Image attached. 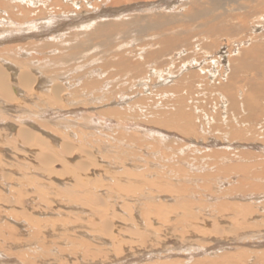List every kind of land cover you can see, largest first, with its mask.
Returning a JSON list of instances; mask_svg holds the SVG:
<instances>
[{
    "label": "bare ground",
    "instance_id": "obj_1",
    "mask_svg": "<svg viewBox=\"0 0 264 264\" xmlns=\"http://www.w3.org/2000/svg\"><path fill=\"white\" fill-rule=\"evenodd\" d=\"M41 1L40 0H0V38L1 39L3 38V40H0V45H2V43L4 41H10V42H8L7 45L0 46V105H3V106L5 105L4 107L0 106V107H2L0 109V125H1V127H0V151L4 150L5 152H7V154L5 153V155H8L9 158H13L14 160H17L18 162H21V163L25 162V164H26L25 166H22V164H21L20 167L17 166V168L14 169L15 173L19 174L18 175L19 177H16V179L14 178V180H15V181L13 180L14 182H10V180L13 179V177L9 174V172L7 170H6L7 172L4 170L5 169V167H4L5 163L0 164V178L3 179L4 181H7V183H3V184H2V182L0 183V202L3 204V208H4V205L8 206V208L11 207V209H9V210H8V208L6 210L4 209V211H6V213L9 212V214H12V215L15 214L16 216L18 215L19 217L20 216L24 217V220H23L24 224L23 225L18 224V225H20V228L22 229V231H26V234H23V235H28L27 238H25L23 236L20 237V231L17 228H15V226L10 225L8 223V221L5 220V218L4 219L0 218V238H1L0 243L2 244V249L5 252L6 256L9 257L11 260H16V262H19L18 264H65V263L68 264L70 262H71L70 264H118V263L121 264V262H122V264H223L225 262H229V263L234 262L235 264L236 263L240 264L243 260L245 262V258L247 257L248 253H247V251H243V250H239L235 254L234 253L233 254L226 253V252L222 253V254L220 253V254H218L217 258H212V259H208V260L204 259V258H198V259H194V260L190 261L189 259L185 258V260L182 261L183 259L179 260L177 258L164 259L163 258L164 255L162 253L163 252L167 253L168 249H166V250L159 249L158 250V249H153L151 247L148 248V246L144 245L146 242L145 237L150 234L148 231L150 228H152V224H153L152 222L155 219L158 221H161L162 223H160V224L166 225L165 223L170 224L169 222H170L172 216L174 215V217H178L177 219L180 220V223L182 224V227L184 228L183 230H186L189 227V228H192V230L193 229L196 230L197 231L196 233H198L200 231H204V230H200L197 227V225H194V224H196V221H197L196 217H199V214H197V212L200 211V209H202V208L204 209V207L201 204H199L197 206V208H194L193 202L189 201L188 198L183 196V195L186 196L185 193L187 192L185 185L184 184L182 185L181 183H180L181 185H177L178 183L176 181L175 182L177 184L173 183V182H169V181H164L162 179V177L166 176V175L161 176L160 174H158L159 171L156 173L157 179L154 181V179L152 177L150 178V177H144L143 176L144 175L143 169L138 168L141 172V174L139 176L142 175V177L136 179V177H133V175H137L136 173H138V172H136V173L131 172L132 168L130 170L127 169L129 166L128 167L125 166V168H123V169H121V167H119V169H117V171H114V170H113V172L108 171V173L106 171L107 174H104V175L106 176L109 174L110 175L109 180L111 182H109V185H106V183L104 182V184L106 186L103 185L102 180L99 178L100 173L98 172L97 169H98V166L99 167L101 166V163H99V161H100V159H102L101 158L102 156H100V155L101 154H108L109 152L108 153L102 152V153H100L99 156L97 154V156L100 158H98V159L95 158L94 153H92V151H90L88 149L89 147H86V145H85L86 142L88 141L87 140L88 138L92 139V138H90V134H88L87 136H85V135L83 136L82 134L84 132H82V134H81L82 130L81 131L78 130V131H80V133L76 132V129H80V128H79L77 120H75L74 117H72V116H75V113L77 112L76 109H78V107H80V106H86L87 105L86 107H89L88 104H94L95 107L101 106L105 103V101L107 102L108 100H110V98L115 99L116 95L118 96V98L120 97L121 99H124L125 95L123 96L120 93H118V94L116 93L118 87L121 85L120 83L121 82L123 83V81H121L122 77H123V80H126L125 78L127 77V74H131L129 70L135 69L138 66L142 67V65H140L139 62L141 60H143V55L142 54H136L134 56L133 53H130L132 55L128 54V56L120 55L121 53L119 54V51H122L121 50L122 46H118L119 45L118 44V45H114L111 47V45H109L107 43V41H105L107 36H109V34L112 31L117 30L116 28L119 24L112 25L111 23L107 22L105 24L95 25L94 24L95 20L86 21L87 19L86 20L83 19V20H85V22L83 21V23L77 24L75 22L76 20H78V19L80 20L82 17L86 18L88 16H85V15L77 16V14H82L83 11H81V9H78V7H80V6H78L80 3L78 4L76 2V0H41ZM113 1H115V0H113ZM120 1L121 0H119V2ZM39 2L41 4L38 5ZM89 2H91V1H89ZM101 2H102V0H101ZM119 2H117V4ZM129 2H130V0H129ZM195 3H196V1H193V4H195ZM114 4L116 6V3H114ZM89 5H90V3H89ZM39 7H41V8H39ZM71 7L73 8V10H71L72 9ZM99 10H102V9H99ZM84 12H86V11H84ZM46 13H48V16L50 13H56L57 15L54 14L56 16L61 15L63 17H69V16L70 17H73V16L77 17V18H71V21L75 22L78 26L77 27L75 26L76 28H74L75 29L74 33H67L65 30L64 31L66 33H64L63 30H60L61 32H59L57 30V31H54V33H51L50 35H48L52 31V29H50V30L47 29L48 31L46 30V33H48L47 34L48 36L46 35L45 38L41 37L42 39L37 38L38 40L36 39L34 41L32 39H28V37H27V39L23 40L24 37L28 36L29 34H25V35H23V34L17 35L16 34V32L19 33V32H22L24 30L28 31L29 27H31L33 29L34 28L39 29V27H40V25H42V23L36 24L37 21L35 22V19H33V18L36 16H39V15H44ZM70 14L73 16H71ZM88 15H89V13H88ZM99 15H101V14H99ZM31 19L34 20L31 22V24L34 22L36 24L35 26H33L34 23H33V25H30V23L25 24L26 22H30ZM41 19L42 18H40V20ZM51 19L49 17V20H51ZM40 20H39V22H40ZM56 20H58V19H56ZM45 21H46V19H44V22ZM46 22L48 23V20ZM46 22H45L44 26L48 27L50 25V22H49V25ZM121 24L122 23H120V25ZM52 25H54V24H52ZM72 25H74V24H72ZM160 25H161V23H160ZM94 27H95V29H94ZM25 28H27V29H25ZM67 28L71 29V27H67ZM93 29H94V31H91ZM30 30H32V29H29V31ZM13 32H15V33H13ZM78 32H81V34L79 35ZM43 34H45V33H43ZM36 35H38V34H36ZM36 35H34V37ZM39 35H41V33H39ZM83 35H85V36H83ZM99 35L100 36L102 35L103 39L101 38V40H98V41H91V40L95 39L94 36L99 37ZM7 36H9V37H7ZM31 36H33V35L31 34ZM4 37H7V38L5 39ZM9 38H11V39H9ZM17 39H20V42L19 41L13 42V40L16 41ZM171 40L172 39H170L169 37L165 41L162 40L163 42H161V47L156 49V52L152 53V51H151L152 54L148 53L147 54L148 57L147 56L146 57L149 58V57H153L154 55L158 57V55L161 53L162 46H163L164 42L167 44V46H166L167 49L168 50L171 49L170 46H172L173 43H175L174 41L172 42ZM177 40H179V39H177ZM180 40H181V38H180ZM254 41L252 43H255ZM256 42H257V40H256ZM258 42H261V41L258 40ZM101 45L106 48L103 51L100 49L103 54L106 50H107V53H109L110 50H111V52L115 50L114 53L109 54L110 56L108 58H106L105 62L108 63V62L113 61L114 64L117 65V68L119 67L118 69L121 68L124 70H128V73L126 71L125 73L122 72L123 74H118V75L116 74V75L112 76L111 74L114 71H110L111 68L109 69V71H106L105 69H101L104 66L103 67L100 66L101 68L99 69V71L92 72V70H89L90 68L87 66H86L87 68L84 70L85 64L82 65L84 67V68L82 67L83 71L80 70L81 72H79V70H78V72L75 75L72 73L74 76V77H72L73 79H68V80L64 81L65 71H61V72L58 71L59 73H55V71H56L55 67L59 66V65L61 67V65H62L61 61L65 62V64H66V60H69L73 57H74V59L76 57H79L82 52L89 50L88 47H90V46L95 47L96 46V47L101 48L100 47ZM181 49L182 48H180V50ZM46 52H49V53L46 54ZM117 52H118V54H117ZM178 52H180V51L178 50ZM182 52H183V50H182ZM164 53H165V51H164ZM129 55L131 56V58ZM94 56H95V54H94ZM101 56H103V55H101ZM146 57H144V58H146ZM229 58L231 59V56ZM81 59H83V57ZM101 60H102V57H101ZM229 63H230L229 64L230 68L232 67V69H233L232 73L228 76V81L229 80L230 81L229 82L227 81L228 82L227 85H223L222 83L221 84L224 87V89H226V91L228 92L227 93L228 95H226V98L228 96L227 99H228V103H229V109L232 110L234 112V114L240 115V117H237L238 121L237 122L232 121V123H235V124H239V122L245 123V121L248 119L256 120L255 121L256 123L254 125H248L246 127V129H248V131L246 133H244V132L240 133L241 132L240 131V132H236V134L234 136H236L237 134L239 136L244 135V139L249 140V138L252 139L256 136L255 131L258 130L256 127L259 128L257 133H262L264 131V125L258 123L260 121L261 117L264 118V114H263L264 108H262L259 104V99H260L259 94L264 92L263 91V89H264V43L263 44L257 43L255 45L249 46V48H247V49L245 48V49L240 50L239 53L236 55V58L234 60H232V62L230 61ZM81 64L79 63L80 67H81ZM87 64H88V62H87ZM79 65H76L75 69L76 68L81 69L79 67ZM63 66H64V64H63ZM148 66H150V65H148ZM148 68H150V67H148ZM75 69H72V72ZM139 69H141V68H139ZM248 69H250V70H248ZM244 70H247V71H244ZM69 71H70V69H69ZM69 71H67V72H69ZM142 71L143 70H140L138 72H142ZM234 71H237V73L239 72V74L236 75ZM255 72L261 73L260 76L262 78L254 77ZM247 74L250 76L252 75V77H254L253 81L256 80L254 82L255 84L249 85L251 83L250 80H252V79H249V76H247ZM131 75H134V74H131ZM131 75H129V77H131ZM141 75H143V74H141ZM129 77H127V78H129ZM131 78H134V77H131ZM180 78L177 80V82H173L174 86H172L171 88L168 87V89H167L168 94L166 96L164 95L165 97H163V98L161 97L162 93L165 92L164 88L162 89V90H164V92H162V93L158 92V95L161 94L159 96V98L161 97L160 101L162 99L161 102L155 101V103H152V105H151V97H147V100L149 101V103L151 105L149 108L150 114H148V117H150V118H148V119H149V122H151V123H154V124L159 125V126L162 125V126H164V128H167V129H175V130H178L179 132L185 134V133L191 131L190 127L192 125H190V121H191L192 117H190L191 115L184 110L185 107L184 108L178 107V106H181L180 104L177 107H175V106L171 107L170 106L171 104L169 103L170 101L168 102V100H170V99L167 97L168 95L171 96L169 94L171 92L176 93V91L180 88V87L178 88L177 86H180L182 84L184 85L185 84L184 81L187 82V80H184V81L182 80V78H185L184 75L181 76ZM119 79L121 82L117 81ZM137 80H139V78ZM151 82H149V83H151ZM259 82H261V84ZM132 83H131V85H132ZM257 83L259 84V86L261 88L256 87ZM129 84H130V82L128 83V85ZM232 85H233V88H231ZM187 87H190V85H187ZM220 87H221V85H220ZM125 88H126V86H125ZM235 88H236V91L234 90ZM181 89H182V87H181ZM147 90H148V88H147ZM237 91L243 92V95H242L243 97L241 96L242 100L240 102L237 101V96H236ZM221 92H222V90H221ZM206 93H207V91H206ZM113 94H115V95H113ZM154 95L157 96V94H154ZM179 96H180V94H179ZM220 97H222V96H220ZM156 98H158V97H156ZM181 98L182 97H180V99ZM153 99L154 98L152 96V100ZM172 99L173 98H171V100ZM116 101H118V100H116ZM141 101H142V98H141ZM184 101H185V99H184ZM114 102H115V100H114ZM115 103H117V102H115ZM119 104H121V102ZM137 104L138 103H136V105ZM143 104H145V100H144ZM187 104H188V102H187ZM117 105H118V103H117ZM130 107L132 108V105ZM144 107H145V105H144ZM144 107L138 106V108H140V110H136V111H143V113L144 112L147 113V111H148L147 109L149 106L146 107L147 109H144ZM108 108L103 107L102 109L98 110L96 113L94 112L95 110H93V112H92V111H89V109H88V111H86V113H88L91 117H93V116L96 117V116H99V114H102L104 116H113V117L115 116V118H119V119L121 118L122 115L119 113L121 111L116 110L115 109L116 107L113 109L112 108L108 109ZM121 108H122V106H121ZM125 108H124V110H125ZM170 108H173V110H171ZM132 110H133V108H132ZM243 110L246 111V115H244V117H243V114H244ZM7 111H10V112L12 111L14 114L17 113V115L16 114L15 115H13V114L7 115V114H9V113H7ZM48 112H51L53 114L50 113L51 116H48V117H50V119L46 120L45 117H46ZM126 112H127V109H126ZM141 113L142 112H140L139 115ZM82 114H85V113H82ZM131 114H132V112H131ZM53 115H55V116H53ZM69 115H72V116H69ZM137 115L138 114H136V117H137ZM146 115L147 114H145V116ZM103 118H105V117H103ZM103 118H101V119H103ZM115 118H113V120ZM61 119L62 120L66 119V122H68L66 124L65 128L63 127L62 123L58 122V120L60 121ZM144 119L146 120V118H144ZM213 119L210 121L212 122ZM4 120L5 121L9 120V121L5 122ZM69 120H74V123L69 122ZM116 120H118V119H115V121ZM123 120H125L124 117H123ZM134 120H136V118ZM137 120H139V119H137ZM149 122H148V124H149ZM218 122L219 121L217 119L216 124H219ZM228 122H229L228 119L225 120V122H223V125L230 126V124H227ZM86 123L87 122L83 121L82 125H80V126L85 127ZM117 123H119V122H117ZM221 123H222V121H221ZM91 124H93V122H91ZM122 124H123V122H122ZM149 125H151V124H149ZM132 126H133V124H132ZM118 127H120V125H118ZM121 127H123V125H121ZM211 127L216 128L217 125L209 126V128H211ZM93 128L94 127H92L91 129H93ZM127 128L129 129L128 126H127ZM127 128L126 129L124 128V130L127 131ZM102 129H103V127H102ZM151 129H150V131H151ZM88 130H90V129H88ZM147 131H148V128H147ZM153 131H151V132H153ZM250 132H254V133H252V135H251ZM125 134H127V133L125 132ZM129 135L130 134H128V137H127V139L129 141L130 140L133 141L138 137V135H137V137H135L136 136L135 135V136H133V137H135V139H133L132 136L129 137ZM131 135H133V134H131ZM104 136H105V133H104ZM187 136L190 137L191 135H187ZM141 137L139 139H141ZM200 137H201V135H200ZM260 137L263 138V142H264V134L260 135ZM93 138H94L93 140H95L97 137L95 138V136H94ZM158 138L159 137H157V139ZM161 138H162V136H161ZM163 138H164V136H163ZM103 139H105V138H103ZM240 139H243V137L242 138L240 137ZM93 140H91V141H93ZM108 140L109 139L107 138V142H108ZM145 140H146V138H145ZM114 141L117 142L116 140H114ZM137 141H138V138H137ZM142 141H143V138H142ZM134 143H137L136 140L134 141ZM101 144H102V142H101ZM168 144H170V143H168ZM5 145L9 146L8 149L4 148ZM96 145H97V143H96ZM102 145H104V144H102ZM123 145H124V143H123ZM146 145H147V143H146ZM105 146H106V144H105ZM129 146H131V145H129ZM134 146H136V145L134 144ZM113 147H114V145H113ZM156 148L159 149L158 147H156ZM157 149H154V150H157ZM120 150H121V148H120ZM120 150H119V152H120ZM131 150H133V149H131ZM4 151H3V153H4ZM99 152H97V153H99ZM207 152H205V153H207ZM169 153H170V151H169ZM197 153H198V151H197ZM228 153H230V151L227 148L226 152L220 153L221 155L217 154L219 157V159H217L218 163L219 162L221 163L223 160V158H221V157H223V155H228ZM118 154H120V153H118ZM129 154H131V153H129ZM150 154H151V152H150ZM180 154H182V153H180ZM209 154H211V153H209ZM248 154L249 153H247V151L240 152L238 156L237 155L233 156V154L230 153L231 156L229 155V156H227L228 158H225V160H228L229 163L228 164H220L219 163L220 164L218 166L219 170H218V168H217V170L222 171L224 169L225 172L230 173V172L235 171V172L241 173V174L243 172H247L249 165L244 163V161L230 162V160H232L233 158H235V159L242 158V160H243V159L247 158ZM82 155L85 156L84 159L81 158L78 160V157H81ZM111 155H112V157L114 156L112 153H111ZM132 155H135V154H132ZM161 155H163V154H161ZM177 155H176V158H173V160L178 159L179 162H181L183 159H186V156H177ZM255 155L257 156V154H255ZM258 156H260V155H258ZM148 157H151V156H148ZM157 157H159V155ZM162 157H164V156H162ZM172 157H174V156H172ZM251 157H253V156L251 155ZM107 158L108 157H106V160H107ZM140 158H138V156H137V158H135V159L136 160L138 159V161H140V160H142ZM168 158H167V161L169 160ZM13 159H12V162L10 161L12 164L14 163ZM119 159L120 160L118 163L120 164V166L123 167V164H125V165L127 164L125 162L124 158L120 157ZM135 159H133V162L135 161ZM187 159H188V156H187ZM7 160H9V159H7ZM29 160L31 161V163H28ZM102 160H103V162L105 161V159H102ZM154 160H156V159H154ZM178 160H176V161H178ZM1 161L2 160L0 159V162ZM2 162H4V160ZM6 162H8V161H6ZM130 162L132 163V161H130ZM112 163H114V162H112ZM156 163H158V161ZM156 163H154V164H156ZM172 163H173V161H172ZM259 163L262 164L263 162H259ZM145 164H146V162H145ZM178 164L179 163H177V162L174 163L175 166H177ZM114 166H116V165L114 164ZM150 166H152V165L150 164ZM153 167H155V166H153ZM177 167H175V168H177ZM116 168H115V170H116ZM163 168H164V166H163ZM173 168H171V169H173ZM101 169H102V167H101ZM154 169L156 170V168H154ZM154 169L153 170L150 169V170L154 171ZM166 169H170V167L166 168ZM108 170H109V168H108ZM162 171H164V170H162ZM261 172L264 173V169H262ZM145 173H146V171H145ZM176 174H177V171H176ZM208 174H210V173H208ZM185 175H186V172H185ZM257 175H259V174H257ZM168 176L166 178H170L173 175H170L169 177ZM181 176H182V174H181ZM197 176H199V173ZM261 177H262V175H261ZM188 178H190V177H188ZM177 179H178V177H177ZM178 180H180V179H178ZM242 182H244V180L241 181V183ZM205 183L207 184V182H205ZM242 184L244 185V183H242ZM254 185H256V184H254ZM239 186L240 185H235L234 187L232 186V188H231L232 191H235V192L239 191L238 189H240V187H241V186L240 187ZM144 189H147L148 193L146 190V193L142 194V192H143L142 190H144ZM208 189H210V188H208ZM208 189H207V191H208ZM245 189H248V188L245 187ZM111 191L114 193L113 194L109 193ZM192 191H194V189ZM212 192H213V190H212ZM229 193H231V192L229 191ZM171 194L173 195V198H175L177 195L179 197L177 196V198L172 199L169 196ZM175 194H177V195H175ZM121 195H125V196L126 195H137V196H139L137 198V200H138L137 204H136V200H135V205L131 206L129 204H125V208L127 210L126 209L125 210L123 209V210L126 212H129L128 210L131 211L133 208H135L137 211H139V213H140V218H139L140 220L139 221H142V222H139L137 224L134 221V218H133L134 216H130L132 213H130L129 217L124 216V214H122L120 211L119 212L117 211L118 208L115 206L116 205L115 202L113 201V203H112L111 200L109 201V199H113L116 201H118V200L123 201V198H122L123 196H121ZM166 197H168V199H166ZM132 198H134V197H132ZM27 199H29L31 201V204H32V201H33V204L34 203L39 204V205H37V208H39V209L45 208L46 212H47V210L51 211L50 214H53L55 211H57V212L55 213L54 216H50V217H45L46 215L45 216L43 215L44 217L33 216L32 215L33 214L32 213L33 208H31L30 206L27 208H24L25 204L30 202V201H27ZM131 201H130V203H131ZM166 201H169L168 202L169 204ZM171 201H172V203H170ZM124 202L127 203L126 201H124ZM124 202H122V203H124ZM61 203L65 204V205H69V207L70 206L72 207L71 209H64V213L67 212L69 215V216L65 215L64 218H63V216H61V214L57 215L59 213L58 211H60V210L58 207H56V205H60ZM230 203H232V202H230ZM119 204H121V203H119ZM214 205L216 206V211H218V212H221V211L232 212L231 210H234V211H236V213H241L242 215L245 216L246 213L248 214V212L250 213L252 211V209L249 210V208H251V207H248V206H241V207L236 206L237 203L235 205V203L229 204L227 202L224 203V202L220 201ZM245 205H248V204H245ZM16 208H18V209H16ZM76 208L80 209L79 212H80V214H83V215H76V214L72 215L71 213H74ZM25 209L28 211H32V212H27ZM2 210H0V211H2ZM36 215H38V214H36ZM247 216H245V217H247ZM10 217H12V216H10ZM69 217H71L73 219H70ZM15 218H14V220H15ZM81 218H85L86 222L81 223V220L79 221V219H81ZM64 219L66 220L65 222L61 221ZM174 219H176V218H174ZM194 220H196V221H194ZM187 221H189V223H187ZM155 222H157V221H155ZM68 223H69V225L75 224L74 226L71 225L72 227H77V228L82 227L81 231L75 233L74 230L77 231L76 228H71V229H73L71 231V229H69L68 227H64ZM120 223H122L124 225H122ZM125 225H127L128 227H126ZM138 225H139V227H138ZM156 225H158V224H156ZM177 225L178 224H176V226ZM57 226L60 227V229L61 228L64 229L65 231L64 232L59 231L60 232L59 233ZM167 226H169V225H167ZM208 226H209V229H208L209 231H212L214 233L219 232V227L216 223H211V224L208 223ZM154 227H157V226H154ZM246 227H247V225H246ZM165 228H166V226H165ZM141 229L143 230V232L141 231ZM183 230H182V232H183ZM123 231L124 232L128 231V233H130V235H137L138 234L140 236L139 243L141 240V242L144 244L140 245L139 247L132 246L134 243L131 245V243H129L126 239H122L121 237H119V234L116 233V232L122 233ZM155 231H154V233H155ZM180 231H181V229H180ZM186 232H187V230H186ZM152 233H153V231H152ZM217 234H219V233H217ZM153 235H152L151 239H153L155 237V235H154V237H153ZM92 236H95L94 238H96V240L98 239V241H100L101 244H107L110 247H103V246L93 244L91 242V240H93V238L92 239L90 238ZM134 237H136V236H134ZM132 239H133V237H132ZM60 243L62 246L65 245L66 248H69V249L64 250L65 248L59 247ZM127 243H128V245L124 246V244H127ZM3 245H8V247L5 246V248H4ZM0 248H1V246H0ZM12 249H14V250L11 251ZM4 252H3V254H4ZM254 258L256 261L264 260V252L256 254L254 256ZM72 259L74 261H71ZM141 259H144V261L138 262Z\"/></svg>",
    "mask_w": 264,
    "mask_h": 264
},
{
    "label": "rangeland",
    "instance_id": "obj_2",
    "mask_svg": "<svg viewBox=\"0 0 264 264\" xmlns=\"http://www.w3.org/2000/svg\"><path fill=\"white\" fill-rule=\"evenodd\" d=\"M89 1H91V2H89ZM125 1L126 0H121L120 1L121 3H120L119 0H115V1H113V0H102V2H101V0H98V1L97 0H85V1L84 0H81V1L76 0V2L78 4L80 3L78 5V6H80V7H78V9H81V11H83L82 14H77V16H83V15L88 16L86 18L82 17L80 20L75 19L76 20L75 22L77 24L83 23V21L85 22L86 19H87L86 21L95 20L94 21L95 25L105 24L107 22L111 23L112 25L119 24L116 28L117 30L112 31L110 33L111 35L109 34V36H107L105 41H107V43L109 45H111V47L114 45H118V44H119L118 46H122V49H121L122 51H119V54L121 53L120 55L128 56V54L133 53V55L135 56L136 54H142L143 60H141L142 62L141 61L139 62L140 65H142V67L137 65L138 66V67H136L137 69L135 68V69L129 70L130 73L134 74V75L127 74V77H129V75H131V77H134V78H131V77L127 78L126 77L125 78L126 80H123V77H122L121 81H123L124 84L120 81L121 78L119 80H117V81L121 82L120 83L121 85L118 87L116 93L117 94L120 93L123 96L125 95L124 99H121L120 97H119L120 98L119 99L118 96L116 95L115 99L110 98V100H108L107 102L105 101V103L101 106L95 107L94 104H88L89 107H86L87 105L86 106H80V107H78V109H76L77 112L75 113V116H72V115H69V116L74 117V119L77 120V122H78L80 129H76V132L80 133V131L82 130L81 134H82V132H84L82 134L83 136L84 135L87 136L88 134H90V138H92V139L86 138L88 141L86 142L85 145H86V147H89L88 149L90 151H92V153H94L95 158H97V159L100 158L98 156L102 152L103 153H108V152L110 153V154L108 153V154H101L100 155V156H102L101 157L102 159H105V161H104L105 163L103 162L102 159H100L101 162L99 161V163H101V166L100 167L98 166V169L96 168L98 170V172L100 173L99 178L102 180L103 185H105L104 182L106 183V185H109V182H111L109 180L110 175L108 174L105 176L104 174H107L108 171H111V172H113V170L117 171V169H119V167H121V169H123V168H125V166L126 167L129 166L127 168L128 170H130L132 168L131 172H134V173L138 172V173H136L137 175H133V177H136V179L142 177V175L139 176L141 174V172L138 168L143 169V171H144L143 176L144 177H150V178L152 177L154 179V181L157 179L156 173L159 171L158 174H160L161 176L166 175V176L162 177V179L164 181H169V182H173V183L177 182L178 183V184L176 183L177 185H181V184L185 185L187 192L185 193L186 196L185 195H183V196L188 198L189 201L193 202L194 208H197V206L199 204H201L204 207V209L202 208V209H200V211L197 212V214H199L200 218L196 217L197 221L194 220V221H196V224H194V225H197V227L200 230H204V231H200V232L196 233L197 232L196 230H194V229L192 230V228L188 227L189 229L188 228L186 229L188 232L187 233L186 230H183L184 228L182 227L180 220L177 219L178 217H174V215H173L170 222H169L170 224L165 223L166 225H162V224H160L162 222L158 221L156 219L152 222L153 223L152 224L153 229L152 228L149 229L148 232L150 234L145 237L146 238L145 244L142 243L141 240L139 243L140 236L138 234L137 235H130V233H128V231H125V232L123 231L122 233H118V232H116V233L119 234V237H121L122 239H126L129 243H131V245L134 243L132 246H135V247H139L140 245L144 244L145 246H148V248L151 247L153 249H158V250L159 249H164V250L168 249L167 253H165V252L162 253L164 255L163 256L164 259L177 258L179 260L183 259L182 261H184L185 258H187L190 261H192L194 259L204 258V259L208 260V259H212V258H217L218 254H220V253L222 254V253L226 252V253H231V254L234 253L235 254L237 251L243 250V251H247L248 254H247V257L245 258V262L243 260L240 264H264V260L256 261L254 258V256L256 254L264 252V173L261 172L262 169H264L263 168L264 167L263 166L264 165V142H263V138L260 137V135L264 134L263 133L264 131L262 133H257L259 128L256 127L258 129L255 131L256 136L252 139L249 138V140L244 139V135L239 136L237 134L236 136H234L236 134V132L241 131L240 133H242V132L246 133L248 131V129H246V127L248 125H254L256 123L255 122L256 120L248 119L245 121V123L239 122L240 125L232 123V121L237 122L238 121L237 117H240V115L234 114V112L229 109V103H228V99H227L228 96L226 98V95H228L227 94L228 92L222 86V84L227 85V83L230 81V80L228 81V76L232 73L233 69H232V67L230 68L229 62L230 61L232 62V60H234L236 58V55L239 53V51L242 49H245V48L247 49V48H249V46L255 45L257 43H262V44L264 43V0H130V2H129V0H127L126 2ZM193 1H196V3L193 4ZM117 2H119V3L117 4ZM89 3H90V5H89ZM114 3H116V6ZM39 4H41V3L39 2L38 5ZM39 8H41V7H39ZM99 9H102V10H99ZM71 10H73V8ZM84 11H86V12H84ZM88 13H89V15H88ZM54 14H56V13H50L49 16H48V13H46L44 15H39V16L34 17L33 19H35V22L37 21L36 24L42 23V25H40L39 29L38 28L33 29V28L29 27V29H32V30L29 31V29H28V31L24 30V31L19 32V33H17L16 31L15 32L17 35L29 34L30 36L29 35L25 36L23 40L27 39V37H28V39H32L33 41L36 40L37 38L38 39H42L41 37L45 38L46 35L48 34V33H46L47 29H49V30L52 29V31H53V32L51 31L48 35H50L51 33H54V31H57V30L59 32H61L60 30H63V31L65 30L67 33H74V30H75L74 28H76L78 25L75 22H72L71 18H77V17H74L71 14L70 15L73 17H70V16L69 17H63L61 15H59L60 16L59 17V16H56L57 14L56 15H54ZM99 14H101V15H99ZM49 17H50V19L52 17L53 18L51 20H49ZM40 18H42V19L40 20ZM44 19H46V21L48 20V23L46 21L45 22L48 25L50 22L51 26L49 25L48 27H45L44 26V24H45ZM56 19H58V20H56ZM83 19H85V20H83ZM39 20H40V22H39ZM32 21H34V20L31 19L30 22H26L25 24L30 23V25H33L34 22L31 24ZM120 23H122L123 25L122 24L120 25ZM160 23H161V25H160ZM36 24L34 23L33 26H35ZM52 24H54V25H52ZM72 24H74V25H72ZM67 27H71V29H69ZM25 29H27V28H25ZM94 29H95V27H94ZM94 29L91 31H94ZM65 31H64V33H66ZM15 32H13V33H15ZM39 33H41L42 36L39 35ZM43 33H45V34H43ZM31 34L33 36H31ZM36 34H38V35H36ZM78 34L80 35L81 32H78ZM34 35H36V36L34 37ZM9 36H7V37H9ZM83 36H85V35H83ZM7 37H4V38L6 39ZM168 37L170 39H172L171 40L172 42L173 41L175 42V43H173L172 46H170V48L172 50L171 49L168 50L166 47L167 44L164 42L163 43L164 47L162 46V50H161L162 54L160 53L158 55L159 58L155 55H154L155 57L153 56L154 58L153 57L147 58L148 57L147 54L151 53V51H152V53L156 52V49L161 47V42H163L162 40L165 41ZM179 37L181 38L182 41L180 40ZM94 38L95 39H93L91 41L101 40L102 35L101 36L99 35V37L94 36ZM9 39H11V38H9ZM177 39H179L180 41ZM0 40H3V38L2 39L0 38ZM252 40L253 41L255 40L254 41L255 43H252L253 42ZM256 40H257V42H256ZM258 40L261 42H258ZM18 41L20 42V39H17L16 41L13 40V42H18ZM8 42H10V41H4L2 43V45H0V46H5L8 44ZM100 47L101 48L96 47V46L95 47L94 46L88 47L89 50L82 52L79 57H76L75 59L73 57L69 60H66L67 65L65 64V62L61 61V63H62L61 67L63 66V64H64V66L62 68L60 67V65L56 66L55 67L56 71L54 70L55 73L65 71L64 81L68 80V79H73L72 78V77H74L73 74L75 75L78 72V70H79V72H81L80 70H82L84 68L82 66L84 64H85L84 70L87 67H89L90 69L89 68L88 69L92 70V72L99 71V69L104 66L101 69H105L106 71H109V69L111 68L110 71H114L111 74L112 76L116 75V74L117 75L123 74L126 71L128 73V70H124L121 68H120L121 70L118 69L119 67L117 68V65H115L113 61L108 62V63L105 62L106 58H108L110 56L109 54L114 53L115 50L112 52L110 50L109 53H107V50H106L105 51L106 53L104 52V54H103L102 51L106 48L103 47L102 45ZM180 48H182V49L180 50ZM178 50L180 52H178ZM182 50H183V52H182ZM164 51H165V53H164ZM125 52L126 53L128 52V53L126 54ZM47 53H49V52H46V54ZM93 53L95 54V56ZM117 54H118V52H117ZM101 55H103V56H101ZM130 55H132V54H130ZM230 56H231V59L229 58ZM82 57H83V59H81ZM101 57H102V60H101ZM144 57H146V58H144ZM130 58H131V56H130ZM86 61L88 62V64ZM79 63L80 64L82 63L81 67H80ZM76 65H79V67L81 69H78V68L75 69ZM148 65H150V66H148ZM148 67H150V68H148ZM139 68H141V69H139ZM69 69H70V71H69ZM72 69H75V70H73V72H72ZM66 70L69 72H67ZM140 70H143V71L138 72ZM248 70H250V69H248ZM244 71H247V70H244ZM234 72L236 75L239 74V72L237 73V71H234ZM141 74H143V75H141ZM260 74L261 73L255 72L254 77L262 78L260 76ZM183 75L185 78H182V80L183 81L187 80L188 83L186 81H184L185 82L184 85L182 84L180 86H177L178 88L179 87L180 88L176 91V93L175 92H171L172 94L169 93L172 97L169 95L167 97L170 99V100H168V102L170 101L169 103L171 104L170 105L171 107H174V106L177 107L180 104L181 106H178V107H183V108L185 107L184 110L191 115L190 117H192V118L190 121V125H192V126L190 127L191 131L187 132L188 134L187 133H185V134L181 133L175 129L164 128V126H162V125L159 126V125H156L154 123L149 122V119H148V118H150V117H148V114H150L149 108L152 105V103H155V101L161 102L162 99L160 101V98L161 97L163 98L168 94L167 93L168 87L171 88L172 86H174L173 82H177V80ZM247 76H249V79H252V80H250L251 83L249 85L255 84L254 82L256 80L253 81L254 77H252V75L250 76L248 74H247ZM136 78L137 79L139 78V80H137ZM128 81L130 82V84H129L130 86L128 85V83H129ZM149 82H151V83H149ZM131 83H132V85H131ZM259 83L261 84V82H259ZM187 85H190V87H187ZM220 85H221V87H220ZM125 86H126V88H125ZM181 87H182V89H181ZM256 87L261 88L258 83H257ZM147 88H148V90L149 89L150 90L148 91ZM163 88H164L165 92H164V90H162ZM231 88H233V85L231 86ZM205 90L207 91V93ZM221 90H222V92H221ZM234 90L236 91V88ZM263 91H264V89H263ZM158 92H160V93L164 92L165 94L162 93V96L159 98V96L161 94L159 93L160 95H158ZM154 94H157V96ZM179 94H180V96H179ZM113 95H115V94H113ZM189 95L190 96L192 95V96L190 97ZM242 95H243L242 91L236 92L237 101L240 102L242 100V98H241ZM152 96L154 98L153 100H152ZM220 96H222V97H220ZM147 97H151V105H150L149 101L147 100ZM156 97H158V98H156ZM180 97H182L183 99L182 98L180 99ZM141 98H142V101H141ZM171 98H173V99L171 100ZM259 98H260L259 104L262 108H264V99H263L264 98V92L259 94ZM184 99H185V101H184ZM114 100H115V102L118 103V105H117V103L114 102ZM116 100H118V101H116ZM144 100H145V104H143ZM186 101L188 102V104ZM120 102H121V104H119ZM136 103H138V104L136 105ZM131 105H132L133 110L130 107ZM144 105H145V107H144ZM0 106L4 107L5 105L4 106L0 105ZM102 106L104 108L109 107L108 109H111V108L113 109L116 107L115 108L116 110L121 111V112H119L122 115L121 118L120 119L115 118V116L114 117L113 116H104L102 114H99V116H96V117L95 116L91 117L88 113H86V111H88V109H89V111H92V112H93V110H95L94 112L96 113L98 110L103 108ZM121 106H122V108L126 107L125 110H124V108L122 109ZM138 106H143L144 109H147L146 107L149 106L147 109L148 110L147 113L144 112L145 114H147L146 115L147 117L145 116L143 111H136V110H140V108H138ZM2 107H0V109ZM126 109H127V112H126ZM170 109L173 110V108H170ZM130 111L132 112V114ZM140 112H142V113L139 115ZM7 113H9L7 115H12V114L17 115V113L14 114L12 111L11 112L7 111ZM50 113L51 112L47 113V115L45 117L46 120L50 119V117H48V116H51V114H53V113H51V114ZM82 113H85V114H82ZM136 114H138L137 117H136ZM263 114H264V111H263ZM244 115H246V111H244L243 117H244ZM53 116H55V115H53ZM103 117H105V118H103ZM123 117L125 118V120H123ZM101 118H103V119H101ZM113 118L118 119V120L115 121V119L113 120ZM135 118H136V120L137 119H139V120L136 121V120H134ZM144 118H146V120ZM212 119H213V121L211 122L210 120H212ZM217 119H218V121H219L218 123L220 125L216 124ZM227 119L229 120V122L227 124H230V126L223 125V122H225V120H227ZM8 121H5V122H8ZM83 121L87 122L85 124V127L80 126V125H82ZM221 121H222V123H221ZM58 122L62 123L64 128L66 127V124L68 123V122H66V119H63V120L61 119L60 121L58 120ZM69 122L74 123V120H69ZM91 122H93V124H91ZM117 122H119V123H117ZM122 122H123V124H122ZM148 122L151 125H149ZM263 122H264V118L261 117V119L258 123L264 125ZM117 124L120 125V127H118ZM132 124H133V126H132ZM121 125H123V127H121ZM213 125H217V127L216 128H213V127L209 128V126H213ZM127 126L129 127V129L127 128ZM0 127H1V125H0ZM92 127H94V128L91 129ZM102 127H103V129H102ZM124 128L125 129L127 128V131L124 130ZM147 128H148L149 132L147 131ZM88 129H90V130H88ZM150 129H151V131L154 130L153 131L154 133L151 132ZM78 130H80V131H78ZM125 132L127 134H125ZM104 133H105V136H104ZM252 133H254V132H250L251 135H252ZM128 134H130L129 137L132 136L133 139H135V137H137V135H138V137H137L138 141H137V138L135 140L139 145L137 143H134L135 140H133L132 138L131 139L133 141L130 140L131 141L130 142L127 139ZM131 134H133V135H131ZM187 135H191V136L189 137ZM200 135H201V137H200ZM94 136H95V138L97 137L95 140H93ZM133 136H135V137H133ZM139 136L141 137V139H139L140 138ZM161 136H162V138H161ZM163 136H164V138H163ZM144 137L146 138V140ZM157 137H159V138L157 139ZM240 137L241 138L243 137V139H240ZM103 138H105V139H103ZM107 138L109 139L108 142H107ZM142 138H143V141H142ZM91 140H93V141H91ZM114 140H116L117 142H115ZM101 142L104 145H102ZM96 143H97V145L98 144L99 145L101 144V145L97 146ZM123 143H124V145H123ZM146 143H147V145H146ZM168 143H170V144H168ZM105 144H106V146H105ZM134 144L136 146H134ZM113 145H114V147H113ZM129 145H131V146H129ZM8 147L9 146L5 145L4 148L8 149ZM156 147H158L159 149H157ZM226 147L228 148L230 153L233 154V156H236V155L238 156L240 152H245V151H247V153H249L246 159L242 160V158H237V159L233 158L232 160H230V162L244 161V163H246L250 166V167L248 166L247 172H243L244 174L243 173L241 174V173H237L235 171L230 172V173L225 172L224 169L222 170L223 172L218 171L219 170L218 166L220 164H228L229 163V161L225 160V158H228L227 156H229L230 153H228V155H223V157H221V158H223V160L221 163L219 162L220 164L217 161V159H219L217 154L226 152V149H227ZM120 148H121V150H120ZM131 149H133V150H131ZM154 149H157V150H154ZM119 150H120V152H119ZM3 151H0L2 153V154L0 153V159L2 161L4 160V162L1 161L0 164L5 163L4 164V167H5L4 170L5 171L7 170L9 172V174L13 177V179H11L10 182H14L15 181L14 178L16 179V177H19L18 176L19 174L15 173L14 169L17 168V166L20 167L21 164H22V166H25L26 164H25V162L21 163V162H18L17 160H14L13 158H9L8 155H5V153L7 154V152L4 151V153H3ZM149 151L151 152L152 155L150 154ZM169 151H170V153H169ZM197 151H198V153H197ZM97 152H99V153H97ZM205 152H207V153H205ZM111 153L114 155L113 157H112ZM118 153H120L121 155ZM129 153H131V154H129ZM180 153H182V154H180ZM209 153H211V154H209ZM97 154H98V156H97ZM132 154H135V155H132ZM161 154H163V155H161ZM255 154H257V156ZM126 155L127 156L129 155V156L127 157ZM158 155H159V157H157ZM176 155L177 156H186V159H183L181 162H179L178 159H174L175 160L174 161L173 158H176ZM251 155L253 157H251ZM258 155H260V156H258ZM105 156L108 157L107 160H106ZM137 156H138V158L141 157L140 159H142V160H140V161H138V159L136 160L135 158H137ZM148 156H151V157H148ZM162 156H164V157H162ZM172 156H174V157H172ZM187 156H188V159H187ZM84 157L85 156L82 155L81 157H78V160L81 158L84 159ZM120 157L124 158L125 162L127 163L126 165L123 164V167L120 166V164L118 163L120 160L119 159ZM256 157L257 158L259 157V158L257 159ZM167 158L169 159L168 160L169 162L167 161ZM7 159H9V160H7ZM12 159L14 161L13 164L11 163ZM133 159H135L136 162L135 161L133 162ZM154 159H156V160H154ZM176 160H178V161H176ZM6 161H8V162H6ZM130 161H132V163ZM155 161L156 162L158 161V163H156ZM172 161H173V163H172ZM112 162H114V163H112ZM145 162H146V164H145ZM153 162L156 164H154ZM175 162L179 163L177 165L178 167L174 165ZM259 162H263V163L261 164ZM28 163H31V161L29 160ZM114 164L116 166H114ZM150 164L152 166H150ZM153 166H155V167H153ZM163 166H164V168H163ZM101 167H102V169H101ZM169 167H170V169H166ZM175 167H177L178 169ZM108 168H109V170H108ZM115 168H116V170H115ZM154 168H156V170ZM171 168H173L174 170ZM217 168H218V170H217ZM150 169L151 170L154 169L155 172L151 171ZM162 170H164V171H162ZM106 171H107V173H106ZM145 171H146V173H145ZM176 171H177V174H176ZM185 172H186L187 176L185 175ZM180 173L182 174V176ZM198 173H199V176H197ZM208 173H210V174H208ZM257 174H259V175H257ZM260 174L262 175V177ZM168 175L169 176L173 175V176H171L170 178H166ZM177 177L180 180H178ZM188 177H190V178L192 177V178L190 179ZM1 180H0V183L1 182H2V184L7 183V181H4L3 179H1ZM243 180H244V182H242V183H244V185L241 183V181H243ZM204 181L207 182V184ZM254 184H256V185H254ZM235 185L241 186V187L239 186L240 187V189H238L239 191H236V192L232 191L231 188H232V186L234 187ZM245 187L248 189H245ZM208 188H210V189H208ZM193 189H194V191H192ZM207 189H208V191H207ZM146 190L147 189L142 190L143 191L142 194L143 193L145 194ZM212 190H213V192H212ZM229 191L231 193H229ZM109 193L113 194L114 192L111 191ZM147 193H148V190H147ZM175 195H177V194H175ZM121 196H123L122 197L123 201H119V200L116 201L113 199H109V201L111 200L112 203L114 201L116 204L115 206L118 208L117 211L118 212L120 211L122 214H124V216L129 217L130 213H132L130 216H134L133 217L134 221L137 224L139 222H142V221H139L140 220L139 219L140 213L135 208L132 209L133 211L132 210L131 211L128 210L129 212L124 211L126 209L125 204H129L131 206L135 205V200H136V204H137L138 203L137 198L139 196H137V195H126V196L121 195ZM169 196L172 199H175V198H177L178 195L175 198H173L172 194ZM132 197H134V198H132ZM166 199H168V197H166ZM27 201H30V200L27 199ZM124 201H126L127 203H125ZM130 201H131V203H130ZM220 201H222L224 203L227 202L229 204L235 203V205L237 203L236 206H238V207H241V206L251 207V208H249V210L252 209V211L250 212L251 214L248 212V214L246 213V215H245V216H247V215L248 216L245 217L241 213H236V211L231 210V209L230 210L233 213L230 211L218 212V211H216V206L214 204H216ZM122 202H124V203H122ZM166 202L168 203L169 201H166ZM230 202H232V203H230ZM119 203H121V204H119ZM170 203H172V201ZM1 204H0V210H2V209L3 210L0 211V218H3V219L5 218V220L8 221V223L10 225L15 226V228H17L20 231V237L23 236V237L27 238L28 235H23V234H26V231H22V229L20 228V225H18V224H21V225L24 224V221H23L24 217L23 216L19 217L18 215H17L18 216L17 217L15 214H13V215L9 214V212L6 213V211H4V209L6 210L8 208V206L4 205V208H3V204L2 205ZM35 204L36 203L33 204V201L31 204V201H30V202L26 203L24 206V208H27L29 206L31 208H33V212L25 209L27 212H32L33 214L32 213L31 214L33 216L44 217L46 215L45 217H50V216H54L55 213L57 212V211H55L53 214H50L51 211L47 210V212H46L45 208L39 209V208H37V205H39V204H36V205ZM245 204H248V205H245ZM56 207H58L60 210V211H58L59 213L57 215L61 214V216H63V218L65 215H68L67 212L64 213V209H71L72 208L71 206L69 207V205H65L63 203H61L60 205H56ZM9 209H11V207H9L8 210ZM16 209H18V208H16ZM79 211H80V209L76 208L74 213H71V214L72 215L73 214L83 215V214H80ZM36 214H38V215H36ZM10 216H12V217H10ZM14 218H15V220H14ZM69 218L73 219L71 217H69ZM174 218H176V219H174ZM80 220H81V223L86 222L85 218H81V219H79V221ZM61 221L65 222L66 220L64 219ZM155 221H157V222H155ZM187 223H189V221H187ZM208 223L209 224L216 223L219 227V232H217L219 234L214 233L212 231H209L208 230L209 229ZM120 224H122V223H120ZM156 224H158V225H156ZM176 224H178V225L176 226ZM71 225H73V224H71ZM71 225H69V223H68L64 227H68L69 229L76 228L77 231L74 230L75 233L81 231V229H82V227L77 228V227H72ZM122 225H124V224H122ZM167 225H169V226H167ZM246 225H247V227H246ZM125 226L128 227L127 225H125ZM154 226H157V227H154ZM165 226H166V228H165ZM138 227H139V225H138ZM180 229H181V231H180ZM72 230L73 229H71V231ZM182 230H183V232H182ZM59 231L64 232L65 230L62 228L60 229V227H58V232ZM141 231L143 232L142 229H141ZM152 231H153V233H152ZM154 231H155V233H154ZM153 234L155 235V237ZM152 235L154 237L153 239H151ZM134 236H136V237H134ZM94 237L95 236L90 237L91 239L93 238V240H94V241L91 240V242L93 244L103 246V247H110L107 244H101L100 241H98V239L96 240V238H94ZM132 237H133V239H132ZM0 240H1V238H0ZM126 245H128V243L124 244V246H126ZM0 246H1V248H0V264H18L19 263V262H16V260H11L9 257H7L5 252L2 249L1 243H0ZM3 246H4V248H5V246L8 247V245H3ZM59 247L65 248L64 250L69 249V248H66L65 245L62 246L61 243H60ZM13 250L14 249H12L11 251H13ZM3 252H4V254H3ZM71 261H74V260L72 259ZM140 261L143 262L144 259H141L138 262H140ZM70 263H68V264H70ZM226 263L227 264H235L234 262H232V263L231 262L230 263L225 262L223 264H226ZM121 264H122V262H121ZM236 264H238V263H236Z\"/></svg>",
    "mask_w": 264,
    "mask_h": 264
}]
</instances>
